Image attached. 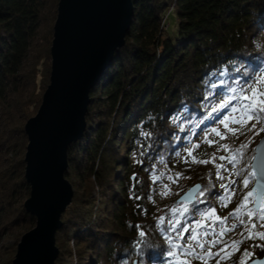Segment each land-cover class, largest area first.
Here are the masks:
<instances>
[{"label":"trees","instance_id":"trees-1","mask_svg":"<svg viewBox=\"0 0 264 264\" xmlns=\"http://www.w3.org/2000/svg\"><path fill=\"white\" fill-rule=\"evenodd\" d=\"M58 3L0 0V264H12L17 248L11 241L37 222L24 207L31 193L25 124L42 104L41 85L50 84L46 62ZM133 3L126 43L91 91L83 138L68 149L65 176L74 196L56 235V264H168L170 234L161 231L168 226L153 210V168L161 159L171 163L186 134L211 124L215 99H204L206 80L220 79L224 70L235 75L249 63L264 66V0ZM170 7L178 18L175 37L165 34ZM41 47L32 67L28 62ZM44 64L45 81L39 82ZM133 191L140 200L130 198ZM206 197L210 204L213 197ZM244 246L234 259L250 248ZM263 256L264 250H254V258Z\"/></svg>","mask_w":264,"mask_h":264},{"label":"water","instance_id":"water-1","mask_svg":"<svg viewBox=\"0 0 264 264\" xmlns=\"http://www.w3.org/2000/svg\"><path fill=\"white\" fill-rule=\"evenodd\" d=\"M133 16V0H59L50 84L37 114L25 124L31 193L24 207L37 222L21 237L12 264H56V235L74 196L65 176L68 149L84 136L91 91L124 47ZM256 260L264 256L249 264Z\"/></svg>","mask_w":264,"mask_h":264},{"label":"snow or ice","instance_id":"snow-or-ice-1","mask_svg":"<svg viewBox=\"0 0 264 264\" xmlns=\"http://www.w3.org/2000/svg\"><path fill=\"white\" fill-rule=\"evenodd\" d=\"M219 76L221 78L218 80H206L207 95L204 99L216 98L211 108V112L215 113L211 123L223 125L227 132L221 133L217 126L210 128L205 126L203 140L211 146L218 141L209 140V135L219 136L220 140H227L228 133L239 139L240 135H245L243 129L251 132L252 136L246 142H242L238 148L230 149L228 144H222L217 149V151L231 153V155L220 156L219 159L227 161L234 167L235 157L243 155L250 148L255 137L264 132V87H261L264 85V66H252L249 63L243 68L237 67L235 75H229L228 71L224 70L219 73ZM176 119L179 120V117ZM229 124L240 127L229 128ZM257 125H260L259 129H257ZM180 130L183 131V127ZM199 147L200 144L193 145L189 141V146L185 149L187 156L192 157L193 163H209V160H198L192 155V149ZM175 156L181 157V153L176 151ZM215 158V153H213L211 160L214 161ZM184 161L187 163V157L184 158ZM160 163H164L163 159ZM245 165L246 167L239 173L231 172L224 164L217 165V180L224 181L226 179L221 174V169L229 173L227 183L220 185L223 193L216 192L214 186L202 188L197 184L177 201L175 207L169 210L168 228L161 229L166 234L175 233L174 238L171 235L167 236L170 245L167 252V256L170 258L168 264H192V261L209 264L211 260H215V264H222L224 261H231L232 264H249L255 249L264 250V244H254L250 246L252 250L245 248L238 259H233L246 241H264V231L260 230L264 229V140L251 148V156L249 160L245 161ZM236 174L243 177L240 184L242 189H249L250 183L253 181L254 183L248 191L243 193L240 203L229 216L223 218L217 216L212 221L215 208L200 207L201 204H206V193L215 198L223 207H227L228 202L236 195L237 182L232 178ZM163 175L164 173L159 176L154 175L152 182L155 183ZM167 178L176 183L181 178V173H176L175 179L171 175ZM131 179L137 184L140 183L135 174ZM134 187L135 185H133ZM164 187L167 189V185ZM164 194L167 195V192ZM132 197H135L136 200L141 199L134 191L130 198ZM148 199L151 200V196ZM205 218L211 223L204 224ZM230 219L233 221L231 224L228 223ZM158 221L160 225H164L165 216H160ZM139 227L140 225H136V228ZM238 228L241 229L238 233L239 239H225L229 233L236 232ZM185 234H187L186 239ZM144 235L143 231L139 232V236L143 237ZM181 257L183 260L180 259ZM252 264H264V260H256Z\"/></svg>","mask_w":264,"mask_h":264},{"label":"rangeland","instance_id":"rangeland-1","mask_svg":"<svg viewBox=\"0 0 264 264\" xmlns=\"http://www.w3.org/2000/svg\"><path fill=\"white\" fill-rule=\"evenodd\" d=\"M165 29H166V35L167 36H171V37H175L177 35V26H178V18H177V13L175 11L174 7H170L166 13H165ZM44 32V30L42 31ZM45 34V33H44ZM51 46V44H50ZM40 52L36 53L35 56H33L28 64H30L32 67H36L39 62H40V58H39V54L43 52V47L39 48ZM46 66H48L49 68L51 67V58L48 57V61L46 62ZM44 66L42 67L40 73L41 75L39 76L38 80L39 82H43L44 80V74L46 72L47 67ZM45 81V80H44ZM261 87H264V85H261ZM46 89V85L42 84L41 85V91L42 94L41 96L44 95ZM215 101L216 98L214 97ZM40 108V107H39ZM38 108V110H39ZM37 112V110H35ZM37 113H35L36 115ZM33 115V117L35 116ZM254 121H252L253 123ZM213 126H217L219 131L221 133H225L227 132V130L223 127V125H214V124H210L208 127H213ZM239 125H233V124H229V128H239ZM250 127V124H249ZM203 129H198L196 130V133L193 135V137L188 136V134H186L184 137L188 138L186 140H183L184 142L180 143L178 145V147L175 149L176 151H179L181 153V157H176L174 155L173 159L171 160V163H158V166L153 168V172L151 175V178L156 175L159 176L161 173H164V175L161 177V179L157 180L155 183H153L154 186V195H153V210L155 211V214H158V216H165V224L168 226L167 220H168V214H169V210L172 209L173 207L176 206V203L178 201V199L194 184L200 183L201 181L198 180V178L201 176L206 184L207 187L209 186H214V190L216 192L219 193H223V189L220 187L221 183H227V177L229 175L228 172H224L223 169H221V174L223 176H225V180L224 181H220L216 179V172H217V165L220 164H224V166L226 168H228L231 172L233 173H239V171L243 168L246 167L245 165V161L249 160L250 158V150L252 147H255V145L258 143L260 137L257 139V141H253L252 145L250 146V148L246 151L245 154L241 155L240 157L236 156L235 157V166L233 167L232 165H229L227 163V161H221L219 159L220 156L223 155H231V153H225L224 151H217V149L220 147V145L222 144H228L230 149L233 148V146H239L240 142L245 139L246 137H251L250 132L247 131V129H243L245 135H240L239 139H237L235 136H232L231 133H228V139L227 140H220L219 136H213V135H209L208 139L209 140H214V141H218V143H213L211 146H209V144L207 142H204L203 137H204V132ZM189 131V129H188ZM239 135V134H238ZM252 135V133H251ZM264 135V133H263ZM189 141H191V144L195 145V144H200L199 148H193L192 149V155L195 156L198 160H209L210 162L207 164H198V163H193L192 157L187 156V152L185 151V149L189 146ZM255 142V143H254ZM213 153H215V160L212 161L211 157L213 155ZM187 157V163H185L184 158ZM176 173H181V178L178 180V182L173 183L172 180H169L167 177L169 175H171L174 179L176 176ZM233 179L236 180L237 184H236V195H234L230 202H228V206L227 207H223L220 203H218V205L215 206L217 200L215 198H213V200H211L210 204H206L204 206H200L201 208H204L206 206L208 207H214L215 208V213L212 215V221H214L216 219V217H227L229 216V214L231 212H233L234 209H236L237 205L240 203L241 199H242V195L244 192L248 191L251 186L252 183H250L249 185V189H242L240 187L241 181L243 180V177L236 174L233 175L232 177ZM71 183V182H70ZM72 185V183H71ZM164 185H167V189H165ZM202 185V184H201ZM73 187V186H72ZM203 188V185H202ZM167 192V195H165L164 193ZM179 193V194H177ZM229 204H231L229 206ZM213 205V206H212ZM187 206V205H186ZM155 221V220H154ZM233 221L230 219L229 220V224H231ZM204 224H209L211 223L210 220H208L207 218H205V220L203 221ZM156 225V222H155ZM157 228L160 227V225H156ZM261 231H264V229H260ZM241 231V229H237L236 232L234 233H229L228 236L225 237V239H239V235L238 233ZM25 234V232L23 234H21L19 236L18 240L13 239L11 241V244L17 248L18 243L21 240V237ZM173 238L175 237V233H171L170 234ZM187 238V234H185V239ZM183 243V242H181ZM260 243V240H249L246 241V243H244L241 248L240 251L243 249L244 247H250L251 245L254 244H258ZM59 249V248H58ZM249 250H252L251 247L249 248ZM213 251H216V249H213ZM239 252H237L235 254V256L233 257V259L236 257V255ZM257 258H261V257H257ZM181 260H183V257L180 258ZM251 259H254V257H252ZM136 261H134L135 263ZM133 263V264H134ZM231 261H224L222 262V264H230ZM166 264V263H165ZM192 264H201L200 261H192ZM209 264H215V260H211L209 261Z\"/></svg>","mask_w":264,"mask_h":264},{"label":"bare ground","instance_id":"bare-ground-1","mask_svg":"<svg viewBox=\"0 0 264 264\" xmlns=\"http://www.w3.org/2000/svg\"><path fill=\"white\" fill-rule=\"evenodd\" d=\"M242 142H246V141L244 140V141H242ZM242 142H240V144H241ZM238 147H239V146H238ZM232 149H234V147H233ZM245 153H246V152H245ZM245 153H244V154H245ZM238 157H240V156H238Z\"/></svg>","mask_w":264,"mask_h":264}]
</instances>
